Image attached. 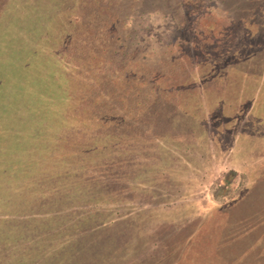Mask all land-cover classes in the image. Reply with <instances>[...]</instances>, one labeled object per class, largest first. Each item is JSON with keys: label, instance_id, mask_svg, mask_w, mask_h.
Returning <instances> with one entry per match:
<instances>
[{"label": "rangeland", "instance_id": "rangeland-1", "mask_svg": "<svg viewBox=\"0 0 264 264\" xmlns=\"http://www.w3.org/2000/svg\"><path fill=\"white\" fill-rule=\"evenodd\" d=\"M81 1L96 10H82L66 40L71 9L0 0V192L3 176L34 175L45 145L69 166L106 158L113 170L90 177L122 195L114 242L130 252L117 264H264V167L227 174L264 158V129L255 132L264 116V0H184L180 32L182 0L166 3L176 13L162 2L147 10L140 0ZM89 81L96 89L87 92ZM224 176L226 198L216 199L208 183ZM10 203L16 211L2 224L18 223L19 204Z\"/></svg>", "mask_w": 264, "mask_h": 264}, {"label": "trees", "instance_id": "trees-1", "mask_svg": "<svg viewBox=\"0 0 264 264\" xmlns=\"http://www.w3.org/2000/svg\"><path fill=\"white\" fill-rule=\"evenodd\" d=\"M140 1L139 7L142 9L143 7H146L147 10L152 9L156 3L162 2L167 11L171 12L173 9L176 13L173 4L166 5L170 0ZM182 1L174 3L178 7V14L173 23L174 32L175 29L180 32V28L185 25L183 15L190 14L186 11L188 5L185 1L198 3L201 0ZM67 2L68 5L63 4L62 0H53L52 2V7L56 9L57 13L61 10V13L68 14L69 10H72L70 14L71 25L67 28L68 31L65 29V24L63 25L62 38L66 40L71 29L74 31V28L76 30L77 27L82 26V24L79 25L82 23L80 21L83 15L81 11L90 9L88 5L93 6V4L94 8L92 7V9L96 10L95 5H97L94 2L88 3L86 8H83L81 0H69ZM225 2L226 0H219L220 5H224ZM181 4L184 7L180 6ZM46 6H49V3ZM136 9L134 6V10ZM91 13L88 12V15ZM129 18H131L130 15ZM85 27L87 29V26ZM72 34L74 35V32ZM176 36L179 38L180 34L177 33ZM92 82L89 81L87 92L89 89L95 88L96 84ZM105 99L107 102L112 100L110 97ZM97 103L98 100H95L94 104ZM101 119L108 122V112L102 114ZM91 122L94 120L88 121V123ZM257 124L259 126L255 127V132H262L264 116L258 118ZM83 131L87 138H97L87 130L83 129ZM260 136L264 137V134L257 135V137ZM255 137L253 136V138ZM105 146L106 143L98 147L105 148ZM262 149L264 150V148ZM45 150L48 151L46 154H42L44 155L43 160L36 166L34 175L24 173L17 183H14L15 175L3 176L2 191L0 192V264H117V261L120 260L126 262L129 259L127 254L130 252V248L127 246V249L124 248L125 244L121 242H114V238L118 241L119 235L123 234V230L114 231L122 219L121 212L118 210L113 212V206L117 204L122 195L118 191L115 196L111 192L106 193L100 188L102 187L101 182L90 177L91 173L102 175L111 172L113 170L111 162L105 158L97 166H94L95 161L90 165L74 163L69 166L67 161L52 155L46 145ZM99 150L101 151V149ZM136 162L137 166L134 164L132 167L139 168L141 165L138 161ZM123 164L120 165V170L125 171ZM239 166H242L249 173H255L261 167L263 169L264 158L260 157L256 161L251 159L242 165L240 163L238 166L228 168L229 180L232 176L238 175ZM15 167L16 165L13 167L10 164L9 171H14ZM42 170H48L51 173H45ZM122 174L125 175L122 172L115 179L123 180L125 176ZM223 179L225 176L219 180L211 179L207 187L208 194L216 199H225L227 187L222 182ZM10 187L11 189L8 190L7 188ZM7 201L19 204L20 212L14 217V219L18 217V223L7 222L2 224V218L12 217L13 211H16L15 206L4 207ZM10 209L12 213L8 215L7 212ZM133 216H137V214L134 213ZM121 244L123 247L120 246Z\"/></svg>", "mask_w": 264, "mask_h": 264}]
</instances>
